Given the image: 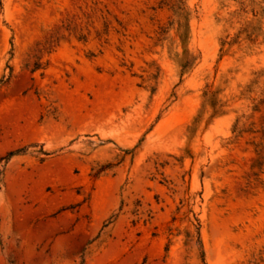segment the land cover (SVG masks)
Segmentation results:
<instances>
[{"label":"rangeland","instance_id":"rangeland-1","mask_svg":"<svg viewBox=\"0 0 264 264\" xmlns=\"http://www.w3.org/2000/svg\"><path fill=\"white\" fill-rule=\"evenodd\" d=\"M0 264H264V0H5Z\"/></svg>","mask_w":264,"mask_h":264},{"label":"trees","instance_id":"trees-1","mask_svg":"<svg viewBox=\"0 0 264 264\" xmlns=\"http://www.w3.org/2000/svg\"><path fill=\"white\" fill-rule=\"evenodd\" d=\"M5 9V0H0V15L3 13Z\"/></svg>","mask_w":264,"mask_h":264}]
</instances>
